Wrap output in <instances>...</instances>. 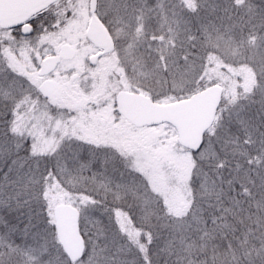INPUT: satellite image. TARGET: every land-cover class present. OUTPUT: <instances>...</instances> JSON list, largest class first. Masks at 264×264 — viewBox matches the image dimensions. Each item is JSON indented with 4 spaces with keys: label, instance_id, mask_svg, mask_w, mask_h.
Here are the masks:
<instances>
[{
    "label": "snow or ice",
    "instance_id": "obj_1",
    "mask_svg": "<svg viewBox=\"0 0 264 264\" xmlns=\"http://www.w3.org/2000/svg\"><path fill=\"white\" fill-rule=\"evenodd\" d=\"M0 264H264V0H0Z\"/></svg>",
    "mask_w": 264,
    "mask_h": 264
}]
</instances>
